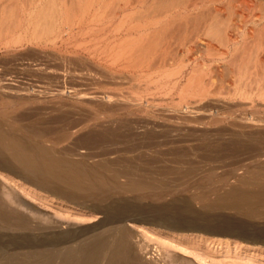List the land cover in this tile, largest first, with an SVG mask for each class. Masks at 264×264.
I'll use <instances>...</instances> for the list:
<instances>
[{
	"label": "rangeland",
	"instance_id": "1",
	"mask_svg": "<svg viewBox=\"0 0 264 264\" xmlns=\"http://www.w3.org/2000/svg\"><path fill=\"white\" fill-rule=\"evenodd\" d=\"M0 1V111L15 114L24 109L35 115L54 103L65 105L68 112L76 109L69 115L83 123L69 140L56 146L59 150L70 148L72 140L85 131L81 128H115L116 121L117 127L124 128L117 131L120 136L128 129L140 134L148 128L157 133L159 141L173 138L177 142L140 150L148 155L169 149L190 151L201 134L216 135L209 137L213 141L225 140L231 133L264 130V0H79L86 5L85 12L74 5L78 0H57L65 11L50 25L54 27L51 32L49 26L41 32L42 39V34L36 36L33 23L37 6L48 0ZM104 3L110 6V13L98 9ZM12 6H17L16 10ZM121 19L127 22L118 25ZM244 51L249 53L245 68L252 66L250 72L239 70ZM181 91L188 94L183 101ZM200 93L204 98L190 99ZM239 119L242 126L235 125L240 124ZM81 149L78 151L84 154ZM122 156L118 152L109 158ZM192 167L196 171L190 178L174 176L167 186L145 192L148 205L129 206L128 212H123L128 217L124 225L133 233L138 253L154 264H264V218L214 212L208 205L220 194L239 187L238 176L245 170L264 174V149L260 154L239 152L208 167ZM0 185L2 191L35 208L34 216L41 215L42 224L48 221L67 233L85 232L80 239L103 218L94 209L60 201L10 174L0 172ZM148 215L165 216L175 227L151 224L144 219ZM4 238L0 237L1 244L11 241Z\"/></svg>",
	"mask_w": 264,
	"mask_h": 264
},
{
	"label": "bare ground",
	"instance_id": "2",
	"mask_svg": "<svg viewBox=\"0 0 264 264\" xmlns=\"http://www.w3.org/2000/svg\"><path fill=\"white\" fill-rule=\"evenodd\" d=\"M27 1L23 2L25 3ZM35 1L36 0H34V2ZM3 2L4 0L2 1V3ZM57 2V0L56 3L53 0H48L47 3L37 6L38 8L36 9V16L34 20L35 23H33L37 27L36 36L39 37L40 34H42L41 32H44V30L48 26V31L53 30L51 28L54 27L50 25L53 24L54 26L56 24L58 16L62 15L63 10L65 11V9L62 10V5L60 3L57 4ZM106 2H108V0ZM12 3L13 2H11V4ZM9 4L4 5L3 7H9ZM140 4L143 5L145 3L140 2ZM74 5L80 7L81 10L85 12L86 5L83 6L82 2H79V0L78 4L76 2ZM102 6L103 7L99 6L98 9H107L108 3H104ZM16 7L17 6H14L13 8L15 9ZM71 7H73L71 9L74 11L75 7ZM72 10L70 11L73 13ZM76 10L77 9L75 8V11ZM8 13H10L9 10ZM8 13L6 11V14ZM160 13L162 14L163 12ZM8 15H6V17L9 18ZM74 15L72 14L71 16L73 17ZM72 17L71 19L75 20ZM135 17L134 20H137L135 19ZM4 18L5 16H3V20ZM15 18H17V16ZM6 19L4 22H8L6 21ZM9 21L11 20L9 19ZM126 22V19H121L118 25L125 24ZM70 23V25L72 26V21ZM2 24L3 22H1V25ZM12 26L13 24L9 26V28H12ZM8 31H11V29ZM2 35L0 34V36ZM41 36L42 39L43 34ZM36 39L37 38H35V40ZM150 54L152 53L150 52ZM248 56L249 53L244 51L241 59L242 64L239 67V70H248V72H250L253 68L252 66L250 69H248L247 67L245 68V63ZM130 58L126 60L129 61ZM116 62L117 61H115V63ZM136 66L137 65H135V67ZM127 68L128 67H126V69ZM240 85L242 86V84ZM193 88L195 89V86ZM182 91L185 90L183 89ZM182 91L181 94L184 97L181 99V101L186 99L188 95L187 92L182 93ZM1 98L2 97L0 96V99ZM191 98L202 99L204 97L203 94L200 93L195 96L193 95V97L190 96V99ZM60 105L54 103L53 106H51L52 108H45V112H40V114L38 113L39 115L37 113L34 115L30 112L23 111L24 109L15 114H11V112L7 110L0 111V172L13 175V177L19 178L24 183L44 192L45 194L47 193L48 195L53 196L60 201L77 206H83L92 210L94 209L97 211V213H99V215L101 214L103 218L101 220V223L98 224L96 228L86 231V233L88 232V235L80 239V236L82 237L85 232L81 233L79 232L80 230L78 231L77 229L76 232L74 231L72 233H67L63 231L64 229H61L62 227L51 226L50 224H48V221H46V225L42 224L43 220L40 219L42 218V216H34V214L38 212L37 211L35 213V211L33 210L35 208L32 209L31 206H29L25 201L11 195L8 192L2 191L0 188V237H6L4 238L6 240L11 239L10 242L7 240L8 243L5 242L4 244H1L0 241V264H154L152 262H145L142 255L138 253L135 247L136 245L134 244L133 233L129 228H127L128 226H125L126 224L124 225V221L128 217H125V214H123V212H128L129 206H146V203L148 205L149 197H147L146 191H148L149 193L150 189L158 187L162 188L163 186H167L168 184H170L174 176L179 175L184 178H190L196 171V169L192 167L193 164H199L202 165V167H208L211 164H214L218 159L227 155H235L239 152L248 154L250 152H255L260 154V152L264 149V130H253L242 134L231 133L225 140L214 139L216 140V142H213L214 140H210V138H213L211 136L214 135L211 134V136H209L208 133L201 134V136L196 140L197 146L193 147V149L190 151H186V149L185 151H183V149H169L167 151H155L151 155L145 153V155L140 151L141 149L151 148L154 150L156 148H160L161 145H170L176 141H174L173 138H166L159 141L160 138L159 140L157 139V133L154 130L148 128L142 133L139 132L140 134H135L133 129H128L126 128V126H124L125 129H128L126 130V134L121 131L122 136H120V133L118 134L117 131H119V128H123V125L121 123L120 125H122V127H117L119 122L116 121L115 123L118 124L115 126V128H113V125H97V128L99 127V129L97 130L93 127L89 128L88 126H82L84 128L81 129L85 131L77 136L74 140H72L73 142L70 148L68 147L67 149L63 148L64 150H59L58 148H56V146L62 143L63 140H69V138H71L74 134L73 130L77 129L83 123L82 121H80L81 119L76 120L71 117L73 116V113L76 111V109L74 111L72 109L71 111H69L72 113H69L65 109L66 107L64 108L65 105ZM4 108H6V106ZM69 114H71V116ZM191 118L192 117H190L189 119ZM241 121L239 119L240 124L235 125L242 126ZM212 123L214 124L216 123V121H213ZM246 123L248 124L249 121ZM132 136L134 138H131ZM214 137H216V135ZM48 143H51V145H48ZM81 148L84 149V154H81L78 151V149L80 150ZM200 150V153H198L195 157H192L194 153L196 154V152ZM118 152L119 154L120 152L123 153L124 156L115 157L114 159L109 158L111 154ZM203 164L205 166H203ZM243 167L247 168L246 166ZM122 179L124 180L121 181ZM237 184L239 185V187L233 189L230 192L226 191L225 193L220 194V196H218L214 203L208 204L210 205V210L214 211L218 209L219 211L223 210V212L231 211V213L234 212L246 216L253 215L261 219L264 218V174L258 170L249 174L246 173L245 170V172L241 176H238ZM116 203L117 205H114ZM208 205L206 206L208 207ZM179 207L182 208L179 209H181V211L184 213L186 207L184 208L183 205ZM136 208L139 207L137 206ZM163 217L161 216L159 218L158 216L148 215L145 216L144 219L150 221L151 224H158L166 228L174 226L173 223H171L172 220L169 221L167 218ZM138 220L139 222H141L139 218ZM224 221L225 220H223V222ZM187 224L184 226L186 227ZM240 229L242 230V228H239V230ZM254 240H256V238H254Z\"/></svg>",
	"mask_w": 264,
	"mask_h": 264
}]
</instances>
